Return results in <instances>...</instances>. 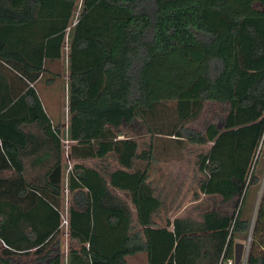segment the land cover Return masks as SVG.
<instances>
[{
  "label": "trees",
  "instance_id": "trees-1",
  "mask_svg": "<svg viewBox=\"0 0 264 264\" xmlns=\"http://www.w3.org/2000/svg\"><path fill=\"white\" fill-rule=\"evenodd\" d=\"M65 42L66 125L35 88L64 77ZM208 106L223 116L190 127ZM159 136L210 145L199 218L155 220ZM263 154L264 0H0V264H234L248 236L245 264H264V185L242 214Z\"/></svg>",
  "mask_w": 264,
  "mask_h": 264
},
{
  "label": "rangeland",
  "instance_id": "rangeland-1",
  "mask_svg": "<svg viewBox=\"0 0 264 264\" xmlns=\"http://www.w3.org/2000/svg\"><path fill=\"white\" fill-rule=\"evenodd\" d=\"M78 15L79 8L76 9L74 13L73 23L76 21ZM65 43L66 44L64 45L62 60L51 67L53 73H61V69H64V77H56L55 82L51 85H46L45 81H42L35 85V88L42 102L49 109L50 115H52V119L54 120V122H64V125H66L67 118V94L65 86L67 78L65 74V67L67 65L68 55V45L67 42ZM223 114L224 112H221L218 109H215L214 107L208 106L204 108L199 118L195 122L191 123L189 126L198 131H202L203 126H205L210 121H215V119L223 116ZM146 138L147 137L141 139L144 141ZM170 141L171 140L161 136H159L156 140V146L159 149L164 148L162 152L167 153V155L164 157L162 156V153H157L155 155V158L160 161L158 162L156 170H153V172L155 171V173L151 175L152 179L157 180L162 184H165V189H167L168 186L172 187L170 192L167 191L168 189L166 190V194H168V197H166L165 193H163V197H166L167 200H173L172 204L169 205V211L174 209V212L180 213L181 216L188 215L192 218H199V215L203 213V211L210 209L211 202L208 198H205L198 193L197 182L199 179L202 178V175L196 172V167L194 166L196 161L195 156L198 153L205 152L206 149L210 147V145H208V148L205 149L182 144L180 146L181 150H178ZM64 144L66 146L65 148H67V144L65 142ZM98 163L99 162L96 161L84 162L86 166L90 167ZM112 165H114V163L111 160H107L102 166L108 167ZM70 166L71 165L68 162L67 170H69ZM141 166H143V164ZM158 170L161 171L159 172ZM261 176L262 179L260 185L258 187H252L250 189L249 194L247 196V200L242 209L243 218L250 219L251 225L254 223L257 207L263 191L264 167L261 171ZM118 195L122 196L120 193H118ZM215 204L217 205V207H226L220 202L219 199L215 200ZM66 218L67 212L66 208L64 207V211L62 212L61 216V228L59 234L60 242L63 244L62 249H65L67 241L66 225L64 223ZM163 223L164 222L162 221L160 224L162 225ZM235 243H241L244 246L242 260L240 264H245L249 250L250 237L248 236L245 240H236ZM129 263L139 264L140 261L139 259L134 258L131 259Z\"/></svg>",
  "mask_w": 264,
  "mask_h": 264
},
{
  "label": "crops",
  "instance_id": "crops-1",
  "mask_svg": "<svg viewBox=\"0 0 264 264\" xmlns=\"http://www.w3.org/2000/svg\"><path fill=\"white\" fill-rule=\"evenodd\" d=\"M42 105H43V108H44V111L47 113V115L49 116V118L51 119V121H52V123H55L54 122V120L52 119V115H50V111H49V109L47 108V106L42 102ZM159 172L161 171V170H158ZM155 185H156V187L158 188V189H160V190H163V188H166V185L165 184H162V183H160L159 181H157V183H155ZM165 186V187H164ZM168 189V190H167ZM167 191L168 192H170L171 191V189H172V187L171 186H168L167 187ZM163 192H164V190H163ZM172 201L173 200H167V204H168V209H169V205H171L172 204ZM180 213H176V214H173V209L172 210H170L169 212H168V214H167V216L165 217V215H164V209H161L160 210V213L157 215V217H156V222L157 223H161L162 221L164 222L166 219H169L170 220V222H172L178 215H179ZM134 258H137V259H139V261H140V263L139 264H147V258H146V255L144 254V253H140V254H136V255H134V256H128V257H126V262H127V264H130L129 262L131 261V259H134Z\"/></svg>",
  "mask_w": 264,
  "mask_h": 264
},
{
  "label": "water",
  "instance_id": "water-1",
  "mask_svg": "<svg viewBox=\"0 0 264 264\" xmlns=\"http://www.w3.org/2000/svg\"><path fill=\"white\" fill-rule=\"evenodd\" d=\"M244 246L241 243H235L233 246V262L240 264L242 260Z\"/></svg>",
  "mask_w": 264,
  "mask_h": 264
},
{
  "label": "built area",
  "instance_id": "built-area-1",
  "mask_svg": "<svg viewBox=\"0 0 264 264\" xmlns=\"http://www.w3.org/2000/svg\"><path fill=\"white\" fill-rule=\"evenodd\" d=\"M66 143V142H65ZM67 144V143H66ZM65 225H66V221L64 222ZM227 264H233L231 261H229Z\"/></svg>",
  "mask_w": 264,
  "mask_h": 264
}]
</instances>
